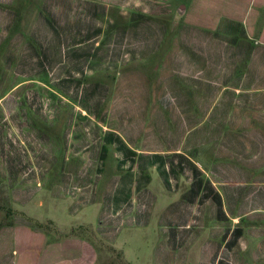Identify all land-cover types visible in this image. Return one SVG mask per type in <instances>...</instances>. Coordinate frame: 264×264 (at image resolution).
<instances>
[{"label": "crops", "instance_id": "1", "mask_svg": "<svg viewBox=\"0 0 264 264\" xmlns=\"http://www.w3.org/2000/svg\"><path fill=\"white\" fill-rule=\"evenodd\" d=\"M98 2L104 6L97 5ZM244 4L253 8L251 17L245 18ZM98 11L106 16L105 35H101L102 24L95 18ZM151 14H178L174 23L183 25L239 23L247 32L255 33V41L264 43V0H0V77L17 78L7 91L14 90L13 97L0 98L1 112L8 113V109L10 113L8 118H0V180L10 190L12 210L8 223L2 224L4 212L0 208V264H97L96 237L78 236L73 227L63 232L44 229L39 219L17 210L33 194L31 182L21 179L20 173H34L32 168L36 167V173L44 179V173L56 164L50 150L34 149L37 135L42 141L49 140L42 130L35 128L41 121L28 115L31 105L38 106L39 101L46 108L49 95L58 100L61 108L68 97L77 103L76 110L84 114L88 111L93 117L105 100L111 99L100 112L102 118L93 120L95 162L85 165L98 178L110 157L111 177L101 189L103 210L96 220L105 235L120 232L125 226L142 230L152 215L156 224L164 228L169 248L188 239L210 237L214 246L211 249L208 244L206 264H226L219 252L238 249L244 236L238 221L244 218L252 222L257 217L264 221V195L252 201L255 190L243 189L242 183L209 180L207 174L218 175L219 170H206L191 160V146L185 145V150L180 144L169 146L140 140L138 131L133 132L131 122L124 117L125 106L118 102L123 87L110 91L104 82L83 85V78L106 75L121 65L131 35L140 29L142 17ZM130 21L131 26L127 27ZM161 35L156 37L157 41ZM8 60L9 69L3 64ZM38 77L54 80L49 86H34ZM110 94L113 95L108 98ZM163 97L170 106L186 104L187 100L183 95ZM156 119L161 120L162 116L158 113ZM84 141L90 142L91 138L85 137ZM72 154L77 157L81 153ZM63 171L62 165L56 172ZM155 176L165 192L172 195V201H164L165 195L151 188ZM80 185L65 188L62 184L64 195L71 196L75 205L90 204L93 198L88 200L84 195L89 184H83L82 189ZM161 196L160 209L153 212L157 197ZM242 202L247 203L246 208H242ZM78 227L86 229L83 223ZM213 229L216 231L211 235ZM250 236L254 234L251 232ZM201 251L203 254L205 249Z\"/></svg>", "mask_w": 264, "mask_h": 264}, {"label": "rangeland", "instance_id": "2", "mask_svg": "<svg viewBox=\"0 0 264 264\" xmlns=\"http://www.w3.org/2000/svg\"><path fill=\"white\" fill-rule=\"evenodd\" d=\"M97 5L104 6V3ZM253 11L246 4L242 6L245 18L251 17ZM177 15L143 16L140 29L130 37L121 65L106 75L83 78V85L104 82L110 91L123 87L118 102L125 106L124 117L131 122L133 132L138 131L140 140L159 141V144L169 146L180 144L185 150V145L191 146L192 151H188L191 160L206 170H219L218 175L207 174L209 180L220 178L242 183L243 189L255 190L252 201L260 199L264 195V43L255 41V33L247 32L239 23L175 24ZM95 18L102 24L101 35H105L106 16L98 11ZM247 34H250L249 38ZM160 35L161 39L157 41L156 37ZM100 48L102 51L103 47ZM3 64L8 68L11 62L8 60ZM36 80L34 86L43 83L49 86L54 79L38 77ZM16 81L17 78L7 75L0 77L2 100L13 97L14 90L7 91ZM164 95L174 98L183 95L186 104L166 105ZM51 96L45 102L46 108L40 106L39 101L38 106L31 105L28 115L41 121L35 128L42 130L49 140L42 141L37 135L39 140H34V149L50 150L56 164L49 173H44V179L36 173V167L32 168L34 173L28 170L20 173L21 179L31 182L33 194L27 203L13 208L39 219L44 229L57 228L63 232L73 227L78 236L96 237L97 264H206L208 244L211 249L214 246L212 238L200 236L169 248L164 228L156 224L157 219L155 221L152 215L142 230L125 226L119 229L120 232L107 235L99 230L96 220L103 210L101 189L111 177L112 164L108 157L98 178L88 172L85 165L95 162L92 158L96 144L92 138L95 117L102 118L100 112L111 99H106L93 117L88 111L84 114L76 110L77 103L68 97L64 102L66 108H61L58 100ZM5 110L8 113L1 112L0 108V118L10 115L9 110ZM158 113L161 120L156 119ZM182 122L189 124L182 125ZM85 137H90L91 141L85 142ZM77 152L81 154L74 157L72 153ZM62 165L64 171L56 172ZM79 183L80 189L83 184H89L84 195L88 200L93 198L90 204L75 205L71 196L64 195L62 184L68 188L72 184L77 187ZM154 183L151 188L154 191L157 188L160 195H165L164 201H172V195L165 192L157 177ZM161 199L162 196L157 197L153 212L160 209ZM9 203L10 190L0 180V208L12 214ZM246 204L242 202V208H246ZM257 218L252 222L244 218L238 221L244 231L238 249L219 252L226 264H264V221ZM82 223L86 229L78 227ZM221 225H218L220 230ZM215 231L211 230V235ZM251 232L256 238L250 236ZM261 244L263 249H250L255 245L261 247ZM202 249H205L203 254Z\"/></svg>", "mask_w": 264, "mask_h": 264}, {"label": "trees", "instance_id": "3", "mask_svg": "<svg viewBox=\"0 0 264 264\" xmlns=\"http://www.w3.org/2000/svg\"><path fill=\"white\" fill-rule=\"evenodd\" d=\"M10 214H11V213H10V211H8V210L4 212V214H3V219H2V221H1L2 224H4V223H8V221H7L8 219H7V218H8V216H9Z\"/></svg>", "mask_w": 264, "mask_h": 264}]
</instances>
